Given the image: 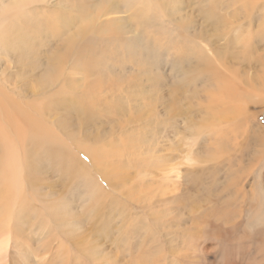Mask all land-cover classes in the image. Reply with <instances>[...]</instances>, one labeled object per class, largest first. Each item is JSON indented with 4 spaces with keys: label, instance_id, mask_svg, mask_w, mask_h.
Returning <instances> with one entry per match:
<instances>
[{
    "label": "rangeland",
    "instance_id": "1",
    "mask_svg": "<svg viewBox=\"0 0 264 264\" xmlns=\"http://www.w3.org/2000/svg\"><path fill=\"white\" fill-rule=\"evenodd\" d=\"M63 1L65 6L55 2L35 9L49 29L35 37L39 59L32 70L19 62L25 59L23 52L0 56V74L15 68L30 71L18 73L11 86L17 87V107L27 109L21 117L31 118L11 135L16 144L11 155L24 171L17 175V190L4 191L0 183V229L12 245L21 237L23 256V244H46L42 233L58 237L53 243L69 244L62 229L73 223L86 251L95 246L113 258L125 253L127 260L137 254V249L130 250L139 236L151 231V240L158 239L156 247L140 251L155 254L150 264L164 254L171 264H187L176 257L184 255L189 236L205 227L214 247L209 264H236L231 257L238 251L232 242L244 227L235 229L231 240L217 242L213 223L220 225L226 218L232 223L239 214L244 223L256 187L248 178L242 193L235 195L238 181L229 174L235 167L226 161L218 164L235 138L224 123L230 107L226 83L242 82L245 68L263 76L257 70L264 60V28L256 29V20L262 18L253 10L245 16L241 6L246 0ZM203 6L217 19H208ZM25 76L32 85L22 83ZM262 113L258 120L264 125ZM29 130L34 131L32 138ZM260 133L263 164L264 131ZM6 136L0 147L10 140ZM192 182H199L205 193L204 198L191 191L193 201H198L196 195L201 198L196 209L192 201L181 206L180 197L173 196ZM29 209V214L23 211ZM193 211L202 212L200 224L188 218ZM130 217L142 220L117 241V230ZM242 240L248 242L245 236ZM253 244V252L262 251L261 244ZM11 258L18 261L19 253ZM54 258L60 257L56 253L46 261Z\"/></svg>",
    "mask_w": 264,
    "mask_h": 264
},
{
    "label": "bare ground",
    "instance_id": "2",
    "mask_svg": "<svg viewBox=\"0 0 264 264\" xmlns=\"http://www.w3.org/2000/svg\"><path fill=\"white\" fill-rule=\"evenodd\" d=\"M66 1L68 2L69 0H66ZM246 1H247V4L243 6L240 5L241 7H243V8L241 7L240 8L242 9L241 11L244 12L245 16H248V15L250 16L251 14H253V13H250L251 10H253L252 12L257 11L260 18H262L261 20H263L264 19V0H252L254 1V3L250 2L249 0H246ZM55 2L57 3L56 5H62V6L66 5L64 4L63 0H0V4L2 5V7L0 6V10H1V13H0V54L1 55L0 56H3L5 58L11 54V53L10 54L8 53L9 51L10 52L14 51L9 57H12V56L18 57L19 53L23 52L22 56L25 59H23V61L19 60V62H25V66L27 68L29 67V69L32 70L31 64L33 63V61L36 62L35 60L36 58H37V62L39 59V54L35 50L36 49L35 37L42 35L43 33L47 32L46 29H49L47 28L49 26L47 24V20L45 21L40 20L37 17L39 13L35 11V9L36 7H38L39 4L41 6L42 5L52 6ZM204 7L205 6L202 7L201 11H205V9H203ZM208 10L209 8H207L205 11L206 17L208 19H212V17L217 19L218 16L214 17L212 10H209V11ZM178 11L179 10L176 9V14H178L179 16L178 17L179 21H182L183 18L179 15L180 13ZM261 20L259 19L256 20L257 32L259 29L262 30L261 28H264V22H261ZM248 28L249 30L252 29V24H249ZM199 31H200V28H199ZM201 32L203 34H206V32H204V29H201ZM219 34L220 33H217L216 35L218 36ZM253 43L254 42H251L252 46H253ZM12 44H13V47L12 48L9 47V45H12ZM247 55L248 54L244 55L243 60L248 58ZM27 60H29V62ZM258 67L259 68L257 71H262L261 73L263 74V76L258 75V77H255L254 75H251L250 69L247 70L248 68H245L243 70L242 82H240L239 84L226 83L227 91L225 90L226 97L230 99V102L226 103V106L230 104L229 105L230 107L229 108L226 107L228 111L224 115V123H225V127L229 130L231 135H233L235 138H234V141L230 143L229 150L225 152V154L220 160V163L218 164H224L226 161L229 166L235 167V169L229 173L232 181H238V186L235 190L236 192L235 195H239L242 193L244 189V183L248 178L254 179V182H255L254 185L256 187L255 192L253 193L252 199L250 200L248 208H247L248 218L245 221L247 222V224H245V222L243 223V218H242V215L240 214L238 215L240 219L232 223H230L227 218L221 222L223 223V226H221V223L220 225L219 223L218 225L216 223H213L214 224L213 226L214 228L215 227L217 228V231L212 234V237H214L217 242H219L220 239L221 240H227V239L231 240L229 236L233 235V231L235 229L236 230L239 229L240 227H244L245 232L243 233V235H240V237H238L237 239L234 238L232 242V243H234V241L236 242L235 249L238 251L237 254H235L236 251H234L235 255L231 257V258H236V261H237L236 264H264V162L262 164L263 148L260 149L262 145L261 143L262 134L260 133V131L261 130L264 131V125H261L258 120L259 114H261L264 110V60L262 61V64H260V66L258 65ZM27 72H30V71H25V70L21 71L15 68V69H8L2 74H0V141H2L1 138L2 136L4 137V135L10 136V140H7V143L3 144L2 146L3 148L0 147L3 150V152L0 150L1 153H3L2 156H0V164L1 162H3V165L1 166L2 169H0V183H2V187L4 191L11 190L10 188H12L14 191L17 190V186L15 184V182L18 183L17 175L19 173H22V170H23L20 163L17 162V160L15 159L17 157L15 155L13 156L11 155L16 145L14 140H12L11 135L16 134L15 132L18 130L20 126L19 124H21V122L22 123L24 122L27 123V121L31 122V118L27 117L26 119L24 116L21 117L22 114L23 115L25 114L24 112L27 109H23L24 112H21L22 109L20 107L19 108L17 107L18 105L15 99L16 98L15 96L17 94V91L15 90L17 89V87L15 85L11 86V84L12 85L16 84L17 79H18L17 77L19 76L18 73L23 74ZM25 77L26 78L22 80V83H24L25 86L28 83L30 85L33 82V80L30 79V77H27V76ZM258 78L261 80V82H259ZM45 85L46 84H44V86ZM19 88L21 87L19 86ZM250 107L252 108L255 107L257 111H255V109H254L255 112L248 111ZM37 126H38V123H37ZM30 128L34 129L35 126L33 127L30 126ZM32 131L30 130L28 131L29 133L28 137H31L30 133H32ZM40 131H36V132L40 133ZM16 137L17 136H15V138ZM29 139L25 138L24 140L28 142ZM90 154L92 155V153ZM98 156L100 157V155ZM94 157H92V160ZM30 168L31 167H28V169ZM215 168H217V166ZM188 182L190 183V181ZM190 185L192 187V188L189 187L190 190L187 188H184V189L182 188L181 194L175 193L173 196L180 197L181 206L182 204L185 205V201L187 203L188 201H192V205H194V208L196 209V206L199 205V202L201 201L200 193H202L204 198H205L204 196L205 193L203 192L204 190L202 191L199 190L201 189L199 182H195V183L192 182ZM192 190L193 192L196 191L200 195V196L196 195V198L198 201H193V196L191 192ZM257 198H259V200ZM242 203L243 204L245 203L244 195L241 200V206L243 207L244 205ZM24 207L25 206H23V208ZM191 207L193 208V206ZM224 209H226V206ZM230 209L231 208H229V210ZM6 210H10V208L7 206ZM23 211L27 212L28 214L29 212H31L30 209L23 210ZM193 213H195V211H193L191 213V216H189L188 218L193 222L196 220L197 221L196 223L200 224L204 218L203 215L201 214L202 212L198 213L197 215ZM29 216H32V215H29ZM124 219H126V217H124ZM129 219H130V222L128 225L122 224V226H120V228L117 230L116 233L120 234L118 235V237L117 235L114 236L117 241H121L122 239H124V236L127 235L129 230L132 231L136 229L134 223L137 222L138 220H142L140 219V217H138L136 220L134 219V217H130ZM158 220L159 219H157V223L162 225ZM65 222H66V219H64L63 223ZM162 226H163V229L167 228V226H164V225ZM153 230H155V228H153ZM74 231H76V229H74L73 223L66 222V230H64L63 228L62 232L65 234V236L68 239L69 244L66 243L67 245L63 244L61 240H60L61 242L57 241L56 243H53L51 242V239L55 241L56 239H58V237L50 238V233L48 234L42 233L41 239L44 242H46V244L44 243L38 246L37 248H32L29 245L23 244L25 247L27 246V249H26V253L24 252L25 254L22 256L20 252L22 253L23 247H20V243H19L20 241H22L21 237L19 241V238L17 236L12 245L10 244L11 238L9 234L6 231L0 229V264H128L129 261L131 264H150L149 260L154 262L155 254L150 257L149 255L151 254L143 255L144 252H140L142 249H150V248L156 247V242L158 241V239H156L154 242L153 240H151L152 239L151 231L148 233L142 234L140 236L138 235L139 238L136 240V243L134 246L135 248L131 246L132 248L130 250L132 254L134 253L133 250L137 249L136 250L137 252L135 251L137 254L130 255V257H128L129 258L128 260L126 259L125 253L123 254L122 257L116 256L113 258V255L111 254V252L104 253L103 252L104 250L102 248L95 249L96 248L95 246H94L95 248L91 246V248H89L88 251H86L84 247L82 246L84 244L83 243L81 244V241H79L81 236ZM244 236L248 240V242L246 243H244V241L242 240ZM208 237H209V234H208V231L205 230V227L202 228V231L201 230L197 231V235L191 234L189 236V239H188L189 243L187 242L188 244L186 245L187 247L184 251V255L182 254L181 256H177L176 258H179V259H176L177 262L179 260V262H187V264H197V263L198 264H203V263L209 264L207 260H208V257L212 254L214 247L212 248V244L209 245L210 242L208 241ZM253 243H255V245L257 243L258 246H260L261 244L260 248L262 249V251L259 252L260 254L255 251L253 252V250L255 249L253 248V245H254ZM219 244L221 245V243ZM215 248H216V245H215ZM15 252L19 253L20 258L18 261H15L13 258H11ZM56 253L57 255H59L60 257L59 259L54 258V260H51L50 262L46 261V258L49 255L50 256H52L53 254L56 255ZM238 256L241 258V260L238 258ZM83 258L84 260L86 258L88 261L87 262L84 261ZM156 260H155L156 264H158L159 261H162V260L163 261L160 262V264H167V262L168 263L170 262V264L174 263V261L172 262V259L169 260L168 256H165V254L162 257H158V259ZM152 264H155V263H152Z\"/></svg>",
    "mask_w": 264,
    "mask_h": 264
}]
</instances>
